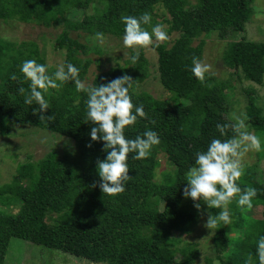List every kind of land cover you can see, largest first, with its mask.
<instances>
[{
	"label": "trees",
	"instance_id": "16d2710c",
	"mask_svg": "<svg viewBox=\"0 0 264 264\" xmlns=\"http://www.w3.org/2000/svg\"><path fill=\"white\" fill-rule=\"evenodd\" d=\"M193 1L0 0V21L4 23L61 27L52 49L64 52V63L77 66L83 81L92 61L86 58L87 48L69 33L102 30L117 32L116 36L122 38V16L139 17L162 10L170 32L176 34L167 44L152 46L157 55V80L170 94L168 100L138 91L150 76L142 51L136 64H130L129 57L122 63L115 62L91 82L100 85L122 75L130 76L132 102L143 105L147 118H138L127 127L125 136L134 139L153 130L160 139L146 159L135 160L134 153L129 154L130 180L116 197L99 189L96 162L105 159L106 153L102 142L90 140L94 125L85 123L86 95L77 92L71 81L50 89L45 96L50 108L43 115L52 118L40 120V113H33L37 106L24 104L23 96L18 94V88L27 89L29 83L20 72V65L26 60L22 58L24 44L0 38V137H7L11 126L16 125L38 129L71 143L69 152L62 155L52 150L33 162L27 157L16 165L9 181L0 186V264H7L8 248L14 240L99 264L196 263L199 251L193 244L175 239L173 231L186 226L190 219L187 222L185 218L197 217L198 211L193 205L189 209L192 203L187 210L181 208L186 199L183 197L177 207L169 208L166 204L180 181L186 183L185 172L194 163L195 153L205 150L212 138H229L232 131L229 129L225 137L219 136L216 124L231 121L208 108L216 79L206 76L204 83L198 82L188 70L191 59L195 56L202 60L205 40L213 35L218 40H229L222 64L232 67L237 81L248 84L241 89L246 101L244 117L256 135L264 134V111L258 102L264 94L253 86L264 88V42L241 35L256 9L254 3L263 0ZM30 45L34 47L27 59L46 64L37 45L25 46ZM54 71L48 67L49 74ZM12 74L17 79H10ZM221 97L227 99L228 95L223 91ZM261 152L256 153L258 158L264 157ZM159 156L165 158L170 169L156 181ZM256 168H246L237 181L242 189H257L253 207L241 208L233 199L229 205L231 223L217 225L215 235L210 237L205 264H245L249 257L252 264H257L255 241L264 234V179ZM210 211L215 214L220 210ZM175 215L184 219L171 227ZM244 238L247 244L241 249L239 244Z\"/></svg>",
	"mask_w": 264,
	"mask_h": 264
},
{
	"label": "clouds",
	"instance_id": "9594fccd",
	"mask_svg": "<svg viewBox=\"0 0 264 264\" xmlns=\"http://www.w3.org/2000/svg\"><path fill=\"white\" fill-rule=\"evenodd\" d=\"M124 24L123 45L131 50L130 64H136L139 59V49L159 46L158 43L167 42L169 35L162 24H151V16L143 13L139 17L124 15L121 18ZM142 25H151V31ZM95 39L103 44V33L97 32ZM200 83H204L206 76L214 75L211 65L204 63L193 56L188 69ZM20 72L28 87L18 88V94L23 96L26 105L35 104L33 113H40V120H51V115L45 117L43 113L50 108L49 101L45 98L50 89H57L64 83L71 81L77 92L86 95L85 123L90 122L89 137L92 142L100 141L105 159L97 160L96 173L99 177V189L102 193L116 197L123 193L125 185L130 180L128 175V158L134 153L132 159H146L151 155L152 149L160 144L157 133L146 130L134 139L125 136V129L134 125L138 118H147L142 104L134 105L130 89L132 79L128 75L117 77L106 84H88L80 79V69L74 64L61 63L56 70L49 74L46 64L38 63L36 59H26L20 65ZM10 79H17L15 74ZM79 103V98H77ZM212 138L205 150L195 153L194 163L185 172V187L182 191L183 198H190L193 207L199 211L201 205L207 206V220L204 227L209 230L208 237L215 235L218 224L228 225L232 217L229 205L235 202L241 208L251 209L257 189L251 186L241 188L237 181L244 175V159L250 151L264 150L261 137L249 130L246 118L234 117L231 123H217L216 130L220 137ZM219 209L213 214L210 210ZM257 264H264V234L255 241ZM245 264H252L251 257Z\"/></svg>",
	"mask_w": 264,
	"mask_h": 264
},
{
	"label": "rangeland",
	"instance_id": "374dc122",
	"mask_svg": "<svg viewBox=\"0 0 264 264\" xmlns=\"http://www.w3.org/2000/svg\"><path fill=\"white\" fill-rule=\"evenodd\" d=\"M193 2V0H189ZM256 9L250 18V21L245 26L244 35L246 39L255 42H264V0L261 3H254ZM1 10V8H0ZM92 11H89L90 15ZM151 24L157 23L165 26V30L169 35V40L172 41L176 38V34L170 32L169 24L167 22V16L162 10H156L150 14ZM146 30L151 31V25H142ZM61 27L56 28H42L34 25H27L17 23L15 21H9L4 23L0 21V38L10 42L23 43L22 58L27 59L30 52L33 49V45L25 46L27 43L37 45L42 52V56L45 58V63L48 67L56 70V66L64 63V52L55 51L52 49L53 40L60 33ZM97 32L103 33L105 40L103 44H100L95 39ZM117 32H107L102 30H87L82 32H71L69 36L72 39L84 45L88 54L86 58L92 61L90 65L85 82L91 84L93 78L98 73L107 71L113 67L115 62L122 63L126 60L131 50L123 45L122 38L116 36ZM167 42L159 43L164 44ZM229 40H218L216 35H213L211 39L205 40L202 61L211 65L213 76L216 81L213 84L214 94L209 99L208 108L214 111L220 112L231 122L234 121V117H244L246 101L241 95V89L247 87V83L239 82L236 80L235 72L232 67L226 68L222 64L223 51L226 48ZM196 44V43H194ZM99 51V52H98ZM138 51H142L145 59L149 65L150 76L149 78L139 86L138 91L151 95L155 99H162L166 101L169 99V93L162 88L157 80L156 64L157 55L152 49L142 48ZM35 52V51H34ZM99 62V64L97 63ZM98 64V66H97ZM264 83V79H263ZM254 89L264 94V88L253 85ZM229 87V89H227ZM223 91L227 93L228 98L223 99L221 97ZM260 107L264 111V95L258 100ZM254 134V130L249 128ZM50 133L24 126H11V132L7 137H0V186L7 183L10 176L14 173L15 167L18 163L25 161L27 157H31L30 161L42 159L48 152L55 151L59 155L63 152H69L70 145L68 141L59 136H50ZM261 137L262 144L264 146V134H257ZM256 151H250L245 157L244 169L255 165L259 170L260 175L264 179V157L258 158ZM264 156V150L261 152ZM170 169L165 158L159 156V167L156 169V181L161 179V173ZM164 178H162L163 180ZM185 187V181L182 180L179 183L178 189L171 194L167 202L169 208L177 207L182 199V191ZM192 203V204H191ZM191 204V206H190ZM193 201L190 198L184 200L183 206L180 207L184 210L188 206L192 209ZM201 210L198 211L197 217L190 216L185 218L190 222L182 227L180 230H174V238L193 244L199 251V257L195 260V264H205L204 258L208 255L210 237H208L209 230L204 227L207 220V206L201 205ZM260 208H258L259 210ZM184 219L181 215H175L171 218V227H174L176 223ZM212 237V236H211ZM247 244L244 238L239 247L242 249ZM181 247V246H180ZM7 264H99L92 263L82 259H76L70 255L62 254L56 251H49L46 249H40L34 245L21 243V241L14 240L11 242L8 248V254L6 257Z\"/></svg>",
	"mask_w": 264,
	"mask_h": 264
}]
</instances>
